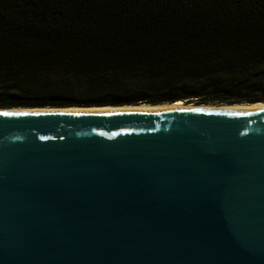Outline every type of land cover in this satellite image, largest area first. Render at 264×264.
<instances>
[{
	"label": "water",
	"instance_id": "95a60500",
	"mask_svg": "<svg viewBox=\"0 0 264 264\" xmlns=\"http://www.w3.org/2000/svg\"><path fill=\"white\" fill-rule=\"evenodd\" d=\"M133 103L0 105V264H264V106Z\"/></svg>",
	"mask_w": 264,
	"mask_h": 264
},
{
	"label": "trees",
	"instance_id": "16d2710c",
	"mask_svg": "<svg viewBox=\"0 0 264 264\" xmlns=\"http://www.w3.org/2000/svg\"><path fill=\"white\" fill-rule=\"evenodd\" d=\"M191 96L264 102V0H0V105Z\"/></svg>",
	"mask_w": 264,
	"mask_h": 264
},
{
	"label": "bare ground",
	"instance_id": "6f19581e",
	"mask_svg": "<svg viewBox=\"0 0 264 264\" xmlns=\"http://www.w3.org/2000/svg\"><path fill=\"white\" fill-rule=\"evenodd\" d=\"M216 106V107H234V108H260L264 106V102H256V103H235V104H222V105H216V104H191V103H184V102H175V103H155V104H124V105H118V106H112V105H101V106H87V107H81V106H74L75 108H87V109H93V108H111V107H120V108H147V109H164V108H174V107H184V106H193V107H201V106ZM16 108V107H11ZM38 108H47L45 107H33L28 109H38ZM73 108V107H72Z\"/></svg>",
	"mask_w": 264,
	"mask_h": 264
},
{
	"label": "rangeland",
	"instance_id": "374dc122",
	"mask_svg": "<svg viewBox=\"0 0 264 264\" xmlns=\"http://www.w3.org/2000/svg\"><path fill=\"white\" fill-rule=\"evenodd\" d=\"M183 100V101H182ZM182 100H178L179 102H184V103H191V104H196V105H201L203 104L204 102H201L199 104L195 103V102H198L197 101V98L196 97H186V98H182ZM177 101V102H178ZM138 104H145L144 102H141V103H138ZM216 104V103H215ZM222 104H229V103H222ZM222 104H216V105H222Z\"/></svg>",
	"mask_w": 264,
	"mask_h": 264
}]
</instances>
